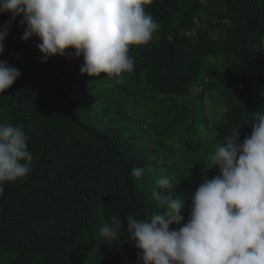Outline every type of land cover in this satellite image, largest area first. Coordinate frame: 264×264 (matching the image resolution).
<instances>
[{
  "label": "trees",
  "instance_id": "1",
  "mask_svg": "<svg viewBox=\"0 0 264 264\" xmlns=\"http://www.w3.org/2000/svg\"><path fill=\"white\" fill-rule=\"evenodd\" d=\"M145 10L159 28L130 46L134 70L119 84L82 75L71 49L42 62L39 38L22 40L23 17L0 14V60L21 73L0 93V123L22 124L33 154L28 177L3 184L0 264H138L130 234L105 243L103 224L162 211L151 197L162 175L187 222L191 194L219 174L207 171L215 146L251 135L264 109V0H150Z\"/></svg>",
  "mask_w": 264,
  "mask_h": 264
},
{
  "label": "clouds",
  "instance_id": "2",
  "mask_svg": "<svg viewBox=\"0 0 264 264\" xmlns=\"http://www.w3.org/2000/svg\"><path fill=\"white\" fill-rule=\"evenodd\" d=\"M150 0H0V14L22 16L23 41L36 45L46 63L53 56L83 57L81 74L121 83L134 70L130 46L149 43L159 28L145 10ZM9 25L0 29V54ZM264 48V41L261 42ZM21 76L0 60V93ZM251 135L239 142L238 130L226 136L208 157L211 179L205 173L191 194L185 222L180 198H173V180L162 175L151 192L156 206L145 219L130 214L111 216L100 228L105 243L130 234L138 264H264V109L252 114ZM22 124L0 123V195L3 184L28 177L33 154ZM150 171V169L148 170ZM144 167L134 168L140 178ZM126 225V227L124 226Z\"/></svg>",
  "mask_w": 264,
  "mask_h": 264
},
{
  "label": "rangeland",
  "instance_id": "3",
  "mask_svg": "<svg viewBox=\"0 0 264 264\" xmlns=\"http://www.w3.org/2000/svg\"><path fill=\"white\" fill-rule=\"evenodd\" d=\"M206 108L209 109V104H207Z\"/></svg>",
  "mask_w": 264,
  "mask_h": 264
}]
</instances>
